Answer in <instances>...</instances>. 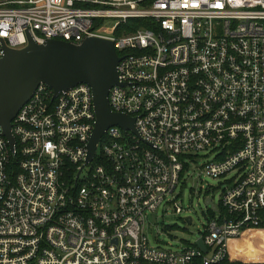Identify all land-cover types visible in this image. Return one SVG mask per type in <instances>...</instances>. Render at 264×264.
<instances>
[{"label": "built area", "instance_id": "2783aa9c", "mask_svg": "<svg viewBox=\"0 0 264 264\" xmlns=\"http://www.w3.org/2000/svg\"><path fill=\"white\" fill-rule=\"evenodd\" d=\"M28 34L112 41L108 103L135 132L108 127L86 163L91 87L40 84L11 120L12 146L0 125V264H219L230 239L264 227V0H0V58ZM203 151H215L205 175H231L217 203L204 188L215 217L194 243L151 244L147 214L184 212L185 156Z\"/></svg>", "mask_w": 264, "mask_h": 264}, {"label": "water", "instance_id": "95a60500", "mask_svg": "<svg viewBox=\"0 0 264 264\" xmlns=\"http://www.w3.org/2000/svg\"><path fill=\"white\" fill-rule=\"evenodd\" d=\"M118 56L113 42L89 37L80 44L61 39H46L37 43L28 34V43L22 49L4 46L0 58V125L10 145L14 139L11 120L35 89L44 84L54 93L86 83L91 87L95 124L87 145L86 163L95 155L100 137L112 125L135 132L134 118L111 110L108 92L117 83ZM206 205L214 208L210 198ZM191 223V217H186ZM197 246L206 252L202 240Z\"/></svg>", "mask_w": 264, "mask_h": 264}, {"label": "rangeland", "instance_id": "374dc122", "mask_svg": "<svg viewBox=\"0 0 264 264\" xmlns=\"http://www.w3.org/2000/svg\"><path fill=\"white\" fill-rule=\"evenodd\" d=\"M106 23L108 26L103 30L104 33L112 34L111 26L115 20H106ZM107 136L108 134L104 135V137ZM214 156L215 151H203L195 157L185 156L188 168L186 167L183 171L181 181L175 192L176 201L184 208V212L175 213L171 203L162 204L155 212L148 213L144 230L151 244H155L159 240L164 246L172 244L173 248H177L183 242L194 243L199 237V229L205 222L206 214L209 211L207 210L209 207L206 206L203 199L204 188L208 185L218 187L217 192L213 195V200L217 203L220 198V191L228 183L226 179L231 177L229 175L212 178L201 171L199 167L201 163L213 159ZM90 167L91 165L88 166V168ZM186 216L192 217L193 222L188 223L185 220ZM226 259L230 263L264 262V227H253L245 230L234 244V249L230 248Z\"/></svg>", "mask_w": 264, "mask_h": 264}, {"label": "trees", "instance_id": "16d2710c", "mask_svg": "<svg viewBox=\"0 0 264 264\" xmlns=\"http://www.w3.org/2000/svg\"><path fill=\"white\" fill-rule=\"evenodd\" d=\"M134 22H136V23H134V24H147L146 22H145V20H142V19H135V20H133ZM187 168H188V166H186ZM186 169V168H185ZM207 193H208V190L206 191ZM220 211H223L224 212V210L221 208L220 209ZM215 213H214V211L213 210H209L208 211V216H209V218H213V217H215ZM219 264H230V261L228 262L227 261V259H225V260H223V261H221Z\"/></svg>", "mask_w": 264, "mask_h": 264}, {"label": "crops", "instance_id": "0c3cea01", "mask_svg": "<svg viewBox=\"0 0 264 264\" xmlns=\"http://www.w3.org/2000/svg\"><path fill=\"white\" fill-rule=\"evenodd\" d=\"M238 239H230L229 241H228V249L230 250V248H232V249H234V244L236 243V241H237ZM233 245V246H232ZM230 246H232V247H230Z\"/></svg>", "mask_w": 264, "mask_h": 264}]
</instances>
